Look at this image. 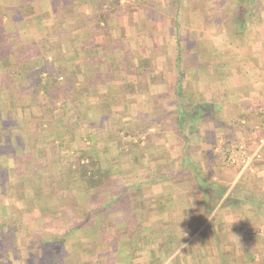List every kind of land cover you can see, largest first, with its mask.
Masks as SVG:
<instances>
[{"label":"crops","instance_id":"1","mask_svg":"<svg viewBox=\"0 0 264 264\" xmlns=\"http://www.w3.org/2000/svg\"><path fill=\"white\" fill-rule=\"evenodd\" d=\"M9 1L0 264H264V0H132L96 33L94 0L65 1L59 23L50 0ZM85 151L106 180L144 171L130 218L85 211L108 187L79 181Z\"/></svg>","mask_w":264,"mask_h":264},{"label":"rangeland","instance_id":"2","mask_svg":"<svg viewBox=\"0 0 264 264\" xmlns=\"http://www.w3.org/2000/svg\"><path fill=\"white\" fill-rule=\"evenodd\" d=\"M119 1H120V7L118 9H122V10L124 8H126V7L127 8L130 7L131 6L130 2H132V0H119ZM166 1L170 5V7H171V4H174L176 2V0H166ZM236 1L237 0H227L226 2L228 3V5H231L232 7L235 8V6H239L240 5V3L237 4ZM79 2H81V0H79ZM148 2L151 3V2H153V0H148ZM9 3L11 5V3H13V1L10 0ZM149 9H159V8L155 7L153 5H150ZM67 11H69V9H67ZM98 17H99V15L95 16V20H96V21H94L95 26H93L94 27L93 29L95 30V33H96V31H99V29H100L99 26H98L99 23H100V21L97 20V19H99ZM66 18H72V17H66ZM88 24H90V23H88ZM89 27L90 26H88V29H92V27L91 28H89ZM84 28H85V26H84ZM93 29H92V31H93ZM92 31L91 30L90 31H81L79 37H85L86 35H90L91 36V34H93ZM102 31L103 30H100V32H102ZM77 35H79V32L75 33V31H73L71 37H67V38H68V40H70V38L75 39V37ZM55 37L56 36H54L53 39H56V43L59 44V42L61 41L62 46L61 47L60 46H55L56 47L55 49L57 50L56 51L57 53L55 52V54H53V56L57 55L58 57H64V58L72 56V52L74 51V47L72 46L74 40L72 39V40H70L71 42H67V41H65V40H67L66 37H63V36H59V37H56V38ZM128 140L133 143V146L131 144H129L130 147H133V148L136 147L138 149L141 148L140 146L142 144L138 141V139H135V138L132 137V138H129ZM134 142H136V143H134ZM134 145H136V146H134ZM122 146L124 148H127L128 144L121 143V147L120 146L119 147L122 148ZM119 154H121V153H119ZM110 161H111L110 163L113 165L114 164L113 158L110 159ZM103 163L107 164V162H105V161H103ZM108 164H109V162H108ZM142 173H144V171L137 170L136 174H135L136 176H134L133 174L127 173V172H125L123 174H121V172H117L113 176V178L112 177L109 178L107 180V182L104 184V187L108 186L107 188H104L106 190L102 189V190H100V192L94 193V197L93 198H94L96 204L93 205V208H92V206L89 209L85 208V211H91L92 209L97 210L98 208L100 210H102V209H104V206H107L108 210H105L106 211L105 212L106 213L105 217H109L110 214H117V213H125L129 217L128 213H130V212L134 213V211L136 210V208H134V206L137 205V199L141 198V197H146L147 196L146 194L148 193V192H145L142 189H139V187L133 186L134 184H138L139 182H141V180H144L143 178L145 176H142L143 175ZM182 178H179V179L183 180L182 184L192 185V183L190 182L192 177L184 175V177H182ZM215 178H217V177H215ZM229 178L230 179H228V177H225L227 182H230L231 179L234 180L233 177H229ZM167 179H168V177H167ZM169 179H171V177ZM183 187H185V186H183ZM114 194L117 195L119 198L117 197L118 199H114V197H113ZM182 195H184L183 192H182ZM217 200L219 201V197L216 198V201ZM217 204H219V202ZM214 209H215V207H214ZM217 209H220V208H218V206H217ZM99 214L101 216H103L104 211L100 212ZM219 215L220 214L217 215V218L219 217ZM120 217H122V216H120ZM128 217H127V219L129 220L130 217L129 218ZM138 218H139V216H138ZM123 219H126V218H123ZM123 219H121V220H123ZM137 220H135V221H137Z\"/></svg>","mask_w":264,"mask_h":264},{"label":"trees","instance_id":"3","mask_svg":"<svg viewBox=\"0 0 264 264\" xmlns=\"http://www.w3.org/2000/svg\"><path fill=\"white\" fill-rule=\"evenodd\" d=\"M39 2L42 0H23V5H27V6H31V4H33V2ZM52 5H53V11L55 13L58 12L57 15H55L54 17V22L55 23H59L61 20L65 21L66 17L65 16H61L59 14V12H61V8L60 6L62 5L64 7L65 5V1L67 0H50ZM54 1H57V4L54 3ZM75 1V0H73ZM95 2V7L97 8V10L100 12L99 15V19H97L98 21H102V22H106L108 17L111 16L117 9V6H120V1L119 0H94ZM54 6H57V8H55ZM59 6V8H58ZM104 6H106V10H104ZM26 11V9H25ZM38 21L42 22V17L38 16ZM19 20V19H18ZM21 20V19H20ZM26 47V46H25ZM37 47V46H36ZM38 72L35 71V75ZM39 73H42L39 70ZM78 157L75 158V160L72 162L71 167H75L77 170V174L79 177V181L82 182L83 184H85L86 186H88V188H93V187H97V186H101L103 185V183L107 182L106 177H103L101 174V171L99 169V162L97 160L94 159V157L92 155H90L88 152H81L77 155ZM71 175H70V179H71ZM105 179V180H104ZM89 209V208H87ZM105 210H108V207L100 210V212L104 211V213L106 212ZM97 211L94 210L93 214H96ZM105 216V215H104Z\"/></svg>","mask_w":264,"mask_h":264},{"label":"built area","instance_id":"4","mask_svg":"<svg viewBox=\"0 0 264 264\" xmlns=\"http://www.w3.org/2000/svg\"><path fill=\"white\" fill-rule=\"evenodd\" d=\"M263 153H264V141H263V149H261L260 151H257L253 158H262L263 157Z\"/></svg>","mask_w":264,"mask_h":264}]
</instances>
